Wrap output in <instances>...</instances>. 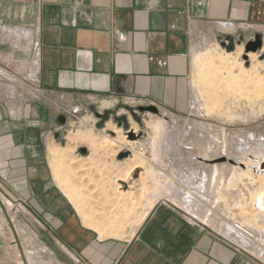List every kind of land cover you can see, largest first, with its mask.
Instances as JSON below:
<instances>
[{
  "label": "crops",
  "instance_id": "crops-1",
  "mask_svg": "<svg viewBox=\"0 0 264 264\" xmlns=\"http://www.w3.org/2000/svg\"><path fill=\"white\" fill-rule=\"evenodd\" d=\"M19 1L35 15L34 60L13 71L24 86L0 87L2 193L80 264H263L168 201L147 211L129 243L100 238L60 193L50 159L57 108L114 98L187 111L194 57L214 41L264 37V0Z\"/></svg>",
  "mask_w": 264,
  "mask_h": 264
},
{
  "label": "rangeland",
  "instance_id": "rangeland-1",
  "mask_svg": "<svg viewBox=\"0 0 264 264\" xmlns=\"http://www.w3.org/2000/svg\"><path fill=\"white\" fill-rule=\"evenodd\" d=\"M22 5L0 0V73L5 72L0 87L5 89L13 79L26 84L14 70L33 69L35 15ZM261 41L260 52L246 53L247 59L244 42L206 45L192 62V101L184 113L141 112L131 99L119 104L108 98L92 109L78 105L74 117L65 114L66 123L57 124L60 132L53 138L50 167L85 227L100 238L129 243L147 211L168 201L264 264L263 36ZM123 152L128 155L119 158ZM220 157L227 160L217 161ZM0 201L7 214L0 208V264H80L45 239L33 215L1 189Z\"/></svg>",
  "mask_w": 264,
  "mask_h": 264
},
{
  "label": "water",
  "instance_id": "water-1",
  "mask_svg": "<svg viewBox=\"0 0 264 264\" xmlns=\"http://www.w3.org/2000/svg\"><path fill=\"white\" fill-rule=\"evenodd\" d=\"M261 45H262V41H261V37L260 36H256L254 40L252 39V40L247 41L244 44V52H245V54L243 55L244 59H247L246 53H248V52H258V51L260 52L259 48H260ZM262 56H264L263 53H262L261 57ZM138 110L141 111V112L142 111H150L152 113H158V109L155 106H153V105L139 106ZM60 118L63 119L62 116ZM60 118H59V120H61ZM81 152L84 153L85 149L82 148ZM127 155H128L127 152H123V153H121L119 155V158L126 157ZM225 160H227L225 157H220V158L217 159V161H225ZM228 162L233 163V161L230 160V159H228ZM0 208L2 209L4 214L7 216L6 211H5L1 201H0Z\"/></svg>",
  "mask_w": 264,
  "mask_h": 264
},
{
  "label": "built area",
  "instance_id": "built-area-1",
  "mask_svg": "<svg viewBox=\"0 0 264 264\" xmlns=\"http://www.w3.org/2000/svg\"><path fill=\"white\" fill-rule=\"evenodd\" d=\"M80 110V106H73V107H70V108H65L64 109V113L62 114H59L58 115V121L61 123V124H65L66 123V115H71V116H75V114ZM66 114V115H65ZM97 117L100 116V113H95ZM63 117V119L59 120L60 117ZM263 249H264V244H263Z\"/></svg>",
  "mask_w": 264,
  "mask_h": 264
},
{
  "label": "bare ground",
  "instance_id": "bare-ground-1",
  "mask_svg": "<svg viewBox=\"0 0 264 264\" xmlns=\"http://www.w3.org/2000/svg\"><path fill=\"white\" fill-rule=\"evenodd\" d=\"M261 47V46H260ZM260 49V48H259ZM249 53V52H248ZM252 54H254L255 52H251ZM249 55H250V53H249ZM251 56V55H250ZM118 139V138H117ZM107 141H109V143L111 144V145H115V143L117 142L116 141V139L115 140H112V139H108ZM107 141H106V143H107ZM128 143H130V141L128 140ZM54 151V150H53ZM54 152H56V151H54ZM237 163V162H236ZM261 168H264V163H262V165H261ZM133 174V173H132ZM66 190V189H65ZM68 197H69V199H71V196H70V194H68ZM154 203V202H153ZM207 217V216H206Z\"/></svg>",
  "mask_w": 264,
  "mask_h": 264
}]
</instances>
